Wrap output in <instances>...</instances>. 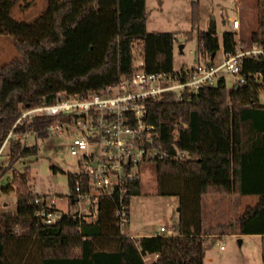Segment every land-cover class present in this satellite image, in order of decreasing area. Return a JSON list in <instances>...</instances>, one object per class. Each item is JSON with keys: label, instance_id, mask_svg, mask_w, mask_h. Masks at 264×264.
Returning <instances> with one entry per match:
<instances>
[{"label": "trees", "instance_id": "16d2710c", "mask_svg": "<svg viewBox=\"0 0 264 264\" xmlns=\"http://www.w3.org/2000/svg\"><path fill=\"white\" fill-rule=\"evenodd\" d=\"M19 0H0V35L11 34L19 56L0 64V146L20 112L54 102L61 94H85L130 76L140 47L148 72L174 71L176 35L149 30L146 0H48L32 19H18L12 8ZM257 31L250 42L264 44V0ZM201 9L192 1V22ZM192 36V32H187ZM203 50L212 57L220 48L214 28L199 30ZM236 33H223L222 47L231 51ZM244 81L228 88L224 76L197 91L173 90L148 101L149 121L157 126L158 142L190 154L185 159H154L155 192L179 196L178 232L134 237L124 233L115 215L118 194H100L94 215L64 213L54 222L38 215L46 201L29 185V170H15L4 192L15 189L16 209L4 211L0 196V264H147L144 255L158 253L154 264H205L210 236L203 229L202 197L209 193L256 194L243 209L241 233L262 234L264 262V55L246 56ZM46 120L30 128L46 136ZM38 153V144L19 138L9 142L11 160ZM0 165V174L11 168ZM69 182L74 184V173ZM141 179L131 182L124 198L140 194ZM45 197V195H42ZM19 226V230L16 227Z\"/></svg>", "mask_w": 264, "mask_h": 264}, {"label": "built area", "instance_id": "2783aa9c", "mask_svg": "<svg viewBox=\"0 0 264 264\" xmlns=\"http://www.w3.org/2000/svg\"><path fill=\"white\" fill-rule=\"evenodd\" d=\"M234 27L240 21L233 18ZM264 55V44L238 42L231 51H224L222 61L207 60L183 66L174 71L148 72L143 57L136 61L130 76L107 84L85 94H61L54 102L41 103L24 108L5 140L0 154L14 138L25 143L29 135L37 137L40 131L30 128L31 123L46 120L44 130L77 131L70 150L78 156L79 165L74 173L70 197L79 208V216H92L96 211L100 194L120 196V205L115 210L120 227L129 218V206L124 198L132 181L142 178L144 164L154 159H185L190 156L176 141L181 124L176 125L173 135L174 149L158 142V129L148 120V101L159 98L173 90L182 95L186 88L198 90L207 84H216L225 73L240 75L246 56ZM240 81L244 79L240 75ZM40 194L37 201H46V207L38 211L43 222L51 223L64 214L49 204ZM83 206H86L83 208ZM19 230V226L16 227ZM160 231L175 234L172 227L161 226ZM225 247V242L220 243ZM158 253L144 255L147 264H154Z\"/></svg>", "mask_w": 264, "mask_h": 264}, {"label": "rangeland", "instance_id": "374dc122", "mask_svg": "<svg viewBox=\"0 0 264 264\" xmlns=\"http://www.w3.org/2000/svg\"><path fill=\"white\" fill-rule=\"evenodd\" d=\"M48 0H30L26 6L25 0H19L12 8V14L18 19H32L41 13L47 6ZM192 1L194 0H146L149 12L147 28L149 30H169L176 35L174 48V70L183 66L195 63H204L209 58H214L216 63L222 61L224 50L222 47L223 33L232 30L236 33L237 43H250L252 33L257 31L260 23L261 3L260 0H195L199 1L201 17L197 26L192 22ZM233 18L240 21L238 27H234ZM214 28L216 30L220 48L212 57L203 50L199 39V30ZM191 31L192 36L187 32ZM19 56L17 47L14 44V37L11 34L0 36V64L8 62ZM136 61L142 58L140 47L135 48ZM228 88L242 83L240 75L227 72L224 74ZM260 101L264 103V87L260 89ZM77 131L53 130L46 136L31 134L25 140L27 144H38V153L26 157H20L14 162L8 155L9 143L6 145L0 158V165H11L6 172L0 174V193L8 202L9 206L3 208L5 211L16 209L17 194L15 189L7 192L2 190L11 181L15 170L24 172L26 167L29 170L30 188L45 195L49 204H53L59 211L69 213L76 211L79 206L71 200V185L69 182L70 172L78 169V156L71 152L72 142ZM8 167V166H6ZM156 187V166L153 162L144 164L141 178V193L133 195L129 203V218L122 225L121 229L128 235L139 232L160 231L162 225L172 227L178 232L179 221V196L161 195L155 192ZM209 196L205 195V212L209 202ZM246 196V195H244ZM250 195H247L249 198ZM254 200L247 203H255L256 195H251ZM86 206H83L85 208ZM244 209V208H243ZM207 214V212H206ZM237 214V213H236ZM231 225V221H227ZM168 234L167 231H160ZM225 249H220L217 240L211 237L207 243L208 252L217 256L222 252L230 251L232 256L239 252L249 254L253 261L259 260L260 252L252 246H248L249 237H246L244 245H239L237 238L223 239Z\"/></svg>", "mask_w": 264, "mask_h": 264}, {"label": "crops", "instance_id": "0c3cea01", "mask_svg": "<svg viewBox=\"0 0 264 264\" xmlns=\"http://www.w3.org/2000/svg\"><path fill=\"white\" fill-rule=\"evenodd\" d=\"M25 1L26 2L24 5L26 6V4L30 0H25ZM209 60L215 62L214 58H209ZM2 153L0 154V158L2 156ZM205 195H210L209 202L207 205V211H206L207 214L205 212V206H204ZM205 195H203L202 197L203 229L207 232L210 238L214 237L215 240H217L220 247V243L225 242L223 239H227V238L230 239L234 237L237 238L239 245H244L246 237H249L250 240L248 241V246H252L254 242L255 249L257 250V252L258 251L260 252V256H261L259 260L257 259L253 261L252 259L249 258V254H247L249 251L247 253L241 251L238 254L235 253L232 256L229 250L227 253L222 252L220 254H217V256H214L211 255L208 252V249L206 248L205 264H264L262 258V249H263L262 234L241 233L239 229L240 226L239 217L243 211V208H245V206L248 204H254L249 202L247 203V201H253L254 199L250 196L251 195L254 196L256 194L209 193ZM247 195H250L249 198H247ZM0 196H1L2 207L5 208L6 206H9L10 202H8L5 198H3L1 193ZM256 197L258 201L259 195H256ZM227 221H231V225H228ZM159 232H160L159 230H156V232H148V233L137 231L131 236L139 237L142 235L156 234ZM225 248H226V244L224 248L220 247V249H225Z\"/></svg>", "mask_w": 264, "mask_h": 264}, {"label": "water", "instance_id": "95a60500", "mask_svg": "<svg viewBox=\"0 0 264 264\" xmlns=\"http://www.w3.org/2000/svg\"><path fill=\"white\" fill-rule=\"evenodd\" d=\"M239 84H236V87H238Z\"/></svg>", "mask_w": 264, "mask_h": 264}]
</instances>
